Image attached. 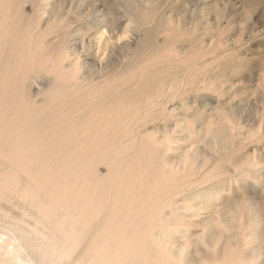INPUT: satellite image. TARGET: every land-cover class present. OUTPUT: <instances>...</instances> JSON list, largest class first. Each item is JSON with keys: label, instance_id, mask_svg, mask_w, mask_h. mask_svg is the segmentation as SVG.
<instances>
[{"label": "rangeland", "instance_id": "rangeland-1", "mask_svg": "<svg viewBox=\"0 0 264 264\" xmlns=\"http://www.w3.org/2000/svg\"><path fill=\"white\" fill-rule=\"evenodd\" d=\"M6 113L43 145L25 178L52 174L50 194L68 178L103 200L140 144L165 146L155 207L175 225L155 236L181 264H264V0H0ZM10 202L3 234L34 212Z\"/></svg>", "mask_w": 264, "mask_h": 264}, {"label": "bare ground", "instance_id": "bare-ground-1", "mask_svg": "<svg viewBox=\"0 0 264 264\" xmlns=\"http://www.w3.org/2000/svg\"><path fill=\"white\" fill-rule=\"evenodd\" d=\"M61 68L59 65L57 70L53 69L59 74L63 70ZM9 113L0 116V222L10 220V214L1 208L2 204H9L15 199L25 208L26 201L27 207L34 209L28 217L31 223L27 227L34 236L17 234L20 230L26 233L25 223L18 227L20 230L16 233L0 232V264H181L165 238L168 235L155 236L157 229L171 232L172 229L167 227L175 225V219H163L155 207L160 194L166 191L172 179L171 169H167L161 159L167 149L165 146L161 145L163 148L155 153L157 147L148 152L144 151V145L139 149L140 144L134 156L122 165L121 176L115 179L116 186H110L105 199L98 198L103 203L94 196L102 192L101 189V192L97 191L99 187L92 186V191L89 187L79 188L72 194L68 178L63 180V185L58 179L61 185L52 187L50 194L47 186L56 184L55 176L50 177L52 174L48 176L46 172L43 179L38 180L44 182L45 187L34 186L37 180L25 178V157L37 154L40 143L37 145L26 132L21 135L22 129L12 123L14 114ZM50 156L53 157V154ZM162 182L166 184L163 191L158 189ZM121 185H127V188L123 189ZM157 190L161 193H156ZM166 200L169 202V199ZM93 207L101 208L99 216L94 223L84 226L85 213ZM28 231L30 235L32 232Z\"/></svg>", "mask_w": 264, "mask_h": 264}]
</instances>
